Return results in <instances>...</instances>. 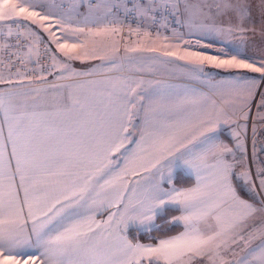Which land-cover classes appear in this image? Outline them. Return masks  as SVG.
Listing matches in <instances>:
<instances>
[{"label": "snow or ice", "instance_id": "snow-or-ice-1", "mask_svg": "<svg viewBox=\"0 0 264 264\" xmlns=\"http://www.w3.org/2000/svg\"><path fill=\"white\" fill-rule=\"evenodd\" d=\"M80 3L89 7L85 27L70 28V16L52 11L62 5L0 0V28L6 26L11 37L13 27H23L37 42L41 40L37 29L48 32L67 57H52L61 69L57 79L72 81L50 85L58 90L51 100L40 95L44 91L40 88L32 89L34 95L11 88L0 91V264H36L35 255L23 250L32 246L42 249L40 264H228L224 255L231 245L245 241L246 235L248 239L257 234L264 238V200L257 207L242 198L233 181L252 183V172L248 168L239 174L234 171V150L219 142L215 129L231 119L226 105L239 108L248 119L245 109L250 111L256 89L264 82V58L257 62L238 50L223 49L208 55L189 50V46L182 54L165 51L163 55L193 65L190 70L195 74L203 73L199 66L204 63L246 72L231 74L228 85H216L209 93L171 86L154 89L152 94L137 93L140 84L134 88L109 80L102 82L99 91L81 96L74 90L78 82L73 78L84 73L77 72L70 61L99 58L102 64L116 67L120 47L112 39L119 31L116 27H87L90 22L98 23L90 21L94 7L107 9L106 18L116 5L96 4L95 0ZM172 7L174 14L187 18L190 30L196 28L205 35L255 32L253 0H173ZM257 8L264 34V0H258ZM54 24L59 28L53 30ZM57 30L83 34L86 39L69 43L65 34L62 42ZM144 50L157 51L155 47ZM136 51L125 48L126 53ZM28 53L30 59L33 48ZM19 62L23 64L25 58ZM0 83L11 81L0 77ZM130 109L143 114L141 125H133L132 132L128 130ZM258 109V118L264 120V93ZM235 135L236 149L243 150L240 133ZM125 141L134 147H125ZM121 149L123 167L112 156ZM180 166L194 170L195 185L164 188V183H172V169ZM255 175L259 184H253V189L264 193V167ZM98 202L116 209L106 221L97 222L94 215L81 211H91ZM169 206L180 215L168 223L182 231L158 237L156 243L129 238L133 229L151 232L159 227L155 217ZM258 215L261 219L255 222ZM237 264H264V241Z\"/></svg>", "mask_w": 264, "mask_h": 264}, {"label": "crops", "instance_id": "crops-1", "mask_svg": "<svg viewBox=\"0 0 264 264\" xmlns=\"http://www.w3.org/2000/svg\"><path fill=\"white\" fill-rule=\"evenodd\" d=\"M104 2L121 6L120 0H95L96 4H102ZM257 4H258V0H253L252 15L256 21V23L254 25L255 32H249V34L246 36H241V35L235 34V33L234 34H212V35L203 36V32H198L196 30V28H192L191 30L194 32V34L196 36L195 38H197L199 40L197 50L202 51L208 55H215L221 49H223L224 51H227L229 53H232V52L238 50L243 55L250 57V58H253V59H256L257 62L259 61L260 58H264V34L261 33L260 13L258 11ZM74 5H75V8L73 9ZM62 6H63L62 7L63 10L59 9L61 12L59 14H55V15L65 16V17L70 16L71 17L70 28L85 27V24L83 22L84 16L89 13V7H88L87 3L81 4L80 0H78L76 2H71L68 4L65 3ZM70 9H71V11H70ZM106 12H107V9H105L103 7H100V8L94 7L92 10V15L90 16V21L95 20L98 23L94 24V23L90 22L87 24V27L94 28L97 26H99V27L107 26V27H116L117 29H119L120 28V19L118 16H115L112 19L111 23L109 25H106V19H105ZM77 13H79V15H77ZM109 14L110 13H108L107 15H109ZM250 27H251V25H250ZM58 28H59V25H56V26L54 25L53 30H56ZM65 34H67L69 36V40H68L69 43H72V42L80 43V42H84L86 39V37L83 34H79V33L73 34L70 30L67 33H62L61 31H58V30L56 31V36L60 37L62 42H63V37ZM46 37L48 38V40L50 41V43L53 46V49L55 52V57H58L60 60H66L67 57H65L64 54L58 50L56 43L53 42V40L49 36V33L47 34ZM77 37H79V39H77ZM175 37H177V36H175ZM170 38H173V37H170ZM97 39H100V38H97ZM112 39L119 44L118 32L112 36ZM167 39L168 38L157 40L153 44L152 47H155L157 49V44L161 41L165 42L164 40H167ZM203 45H206L207 49L203 48L202 47ZM89 47H91V45H89ZM119 47H120V44H119ZM126 48H137L138 51L126 53L125 48L120 47V53L116 57V59H117V66L116 67H112L111 65H108L106 62L102 64V61L99 58H95V59H92V58L73 59V60H71L70 63L72 64V67L77 72L84 73V75L73 78V81L78 82V87H76L74 90L77 93H79L81 96H87V95H90L94 90L99 91L100 89H102L104 87V83H102V82H106L109 80H111L113 83L127 82L128 84H130L131 87H134V88L136 87L137 84H140V87L136 88L137 93L144 92L146 94H152L154 89L164 88V86L160 83V80L164 79V77L161 78L162 76L158 77L156 75L152 76V75H154V73H161L160 71H155L153 69L152 70L150 69V71H148L150 67H143V68L139 67V69L135 70L134 67L132 69L130 65L126 64V59L132 60L134 58H137L138 56H140L141 51L147 52L148 55L151 57H159V58L164 57V55H163L164 52L161 51L160 49H157L156 52H149L146 50L144 51V49L142 50L138 46L126 47ZM80 52H81V54H83V50H80ZM120 57H124V59L121 60ZM203 65H204V67H206V64H203ZM207 66H213V65L208 64ZM191 67H194V66L191 65ZM231 70L232 71H246V70L228 69V71H231ZM60 71H61L60 67L57 64H55L54 74L51 76H48L45 79H42V80L34 82V83H28L25 86L11 87L12 85H9V84H1L0 85V91H4V90L11 88V89H14L18 92L29 93L30 95H34V93H32V89L40 88V89L44 90L40 93V95L46 97L48 100H51L54 97V95L58 94V90L52 89L50 87V85H52V84L61 85V84H67L69 82H72L69 80L57 79V76L59 75ZM88 73H92V74L89 75ZM250 74H251V76H254L257 78L261 75L260 73H250ZM182 79L183 78L178 77L177 79H174V81L175 82H182L180 85H182L183 83H187V84H190L192 86L193 85L198 86L197 84L192 83L191 81H189L187 79H183V80ZM90 82H95V83H90ZM260 86L261 85H259L258 88L256 89V94H257ZM181 89H182V87H181ZM206 89H208L211 92V90L209 89L208 86ZM59 91H62V90H59ZM120 94L122 95L123 93H120ZM132 98L138 100V97H136L135 94H132ZM151 98L152 99H159V97H157L155 95H152ZM254 98H253V100H254ZM226 108L228 109V111H231L233 113H241L239 108L233 109L229 105H226ZM130 110L133 113V115L131 116L130 120L128 121V123H129V129L128 130L130 132H132L135 130L132 127L133 125H135L136 127H139L141 125L143 114L142 113L136 114V111H137L136 109H130ZM245 111L248 113V109H245ZM2 117H3V113L0 112V119H2ZM224 123L225 122L222 121L221 126H219L215 129L216 134L218 135L219 139H222V140H224V137L226 134V132L224 131V126H225ZM4 135L5 136L7 135V128L6 127L4 128ZM125 147L132 148V147H134V145H129L127 143V141H125ZM8 150L9 151L11 150V145L8 146ZM123 152H124V149H121V152H117V153L112 154L114 160L120 161L121 167H123V157L121 156V153H123ZM179 170H181L185 174L193 177L194 183H193V185H191L189 187H192L195 185L196 175H195L194 170H191L185 166H180V167L174 168V170L172 171V177H173L172 183L171 184L164 183V185H163L164 188H166V189L171 188V187H175L177 189L189 188V187H184V188L178 187L174 183L176 174ZM129 179L135 180V179H137V177H129ZM21 195H23L22 192H21ZM242 198H244V197H242ZM244 199H246V198H244ZM246 200H248L251 203L256 204L257 207L261 206V204L258 202H254V201L249 200V199H246ZM115 210H116L115 207L107 208L106 206L100 205V203L98 202L96 205L92 206L91 211H87V210H81V211H84L85 214H88V215H94L95 220L97 222H103V221H106L108 219L109 214L111 212H114ZM177 215H180V213ZM177 215H175V216H177ZM260 219H261V216L258 215L255 218V222H258ZM250 222H251V224L254 223V221H250ZM29 224H30V222H29ZM155 225H159L158 215L155 217ZM140 231H144V230L141 229ZM34 239L35 238L33 237V240ZM262 241H264V238H262L258 234L255 235L251 239H248L247 235H246L245 241H238L237 244L231 245V251H228L224 255V259L228 262V264H237V262L242 257H244L245 255L248 254L250 249L256 248L257 245L262 243ZM133 242H137V241L133 240ZM138 242L145 243V244L151 243V242H142V241H138ZM23 250L26 252L33 253L36 257V264H40L39 252L42 251V249H39L35 246H32V247H25ZM249 259H251V257H249Z\"/></svg>", "mask_w": 264, "mask_h": 264}, {"label": "built area", "instance_id": "built-area-1", "mask_svg": "<svg viewBox=\"0 0 264 264\" xmlns=\"http://www.w3.org/2000/svg\"><path fill=\"white\" fill-rule=\"evenodd\" d=\"M120 3L121 6L116 5L105 19L106 25H109L115 16L119 17L118 40L121 48L139 46L147 40L170 37L184 30L180 14H174L173 0H120ZM148 8L151 11H146ZM40 37V42L35 36L29 38L28 30L23 27H13L9 37L7 27L0 28V77L11 81L0 85L25 86L54 74L53 46L44 34L40 33ZM29 47L33 48L30 59L27 58ZM21 57L25 58L23 64L19 62ZM261 93H264V82L251 103L247 120L242 112L229 111L231 118L245 126V151L254 178L258 168L264 167V120L258 118Z\"/></svg>", "mask_w": 264, "mask_h": 264}, {"label": "rangeland", "instance_id": "rangeland-1", "mask_svg": "<svg viewBox=\"0 0 264 264\" xmlns=\"http://www.w3.org/2000/svg\"><path fill=\"white\" fill-rule=\"evenodd\" d=\"M76 1L78 0H43V3H45L46 5H52L53 3L57 5H63L65 3L68 4V3L76 2ZM59 9L63 10L62 7H58V8H53L52 11L54 14H59L61 12ZM180 18L183 21L184 30L181 32L172 34L170 37H173V38L164 37L168 39L164 40L165 42H162V41H161L162 43L159 42L157 44V49H160L163 52L178 51L181 54L183 53L184 49L189 46H190L189 50L196 51L198 49V44H197L198 39L195 38L196 36L194 32L190 30L189 24L186 21L187 18L183 14H180ZM54 25H53V28H54ZM32 27L36 29L35 25H33ZM37 31L46 36L48 34V32H45L42 29H37ZM197 31L202 32L201 30H197ZM203 36H205V34H203ZM164 38H161V39H164ZM161 39H158V40H161ZM156 41L157 40H147L145 42H142L138 47L143 50V49L152 47ZM185 42H188V43L186 44ZM164 45H177L178 47L164 48L163 47ZM202 47L207 49L206 45H203ZM126 64L130 65L132 69L134 67L135 70L139 69V67H142V68L150 67L148 71H150V69L151 70L153 69L155 71H160L161 73H154V75L152 76L156 75L158 77L162 76L161 78L164 77V79L160 80V83L164 86V88H168L169 86H171V88H173L174 90H182L188 87H196L199 91L204 92V93L210 92L208 89H206L207 86L209 87L211 91H213L214 86L216 85H222V84L228 85L231 82L230 81L231 74L236 73V72H246V71H232V70L228 71V69L207 66L208 64L204 63L206 64V67L203 68V73L195 74L191 72L190 69L192 67L186 61L178 60L176 59V57H168V56H164L163 58L151 57L148 55L147 52H142V51L140 52V56H138L137 58H134L132 60L126 59ZM247 74L251 76L250 73H247ZM178 77L187 79L191 81L192 83L197 84L198 86H195V85L192 86L187 83H183L182 85H180L182 82L174 81V79H177ZM260 85H262V82L260 83ZM224 90L227 91V88H225ZM224 125H225L224 131L226 132V134H225L224 140L219 139V142H222L228 145L230 148H233L234 153H235L234 162L236 164L234 171L237 174H239L245 168L250 169L248 166L247 155L245 151V137H244L245 126L243 124H239L233 118H231L226 123H224ZM237 132L240 133L239 139L243 143V150L236 149L237 137L235 134ZM229 159L231 161L232 157L230 156ZM173 170L174 168L172 169V171ZM167 174H168V171L165 170V175L167 176ZM241 183L254 196V198L264 200V193L260 192V189L258 187L253 189V184L257 186L259 184V180L257 178H254L252 176V183H246L243 181H241ZM249 223L251 224L250 221Z\"/></svg>", "mask_w": 264, "mask_h": 264}, {"label": "trees", "instance_id": "trees-1", "mask_svg": "<svg viewBox=\"0 0 264 264\" xmlns=\"http://www.w3.org/2000/svg\"><path fill=\"white\" fill-rule=\"evenodd\" d=\"M233 182L242 197L260 203L261 200L254 198V196L242 185L241 180L234 179ZM174 183L176 184V186L184 188L193 185L194 179L193 177L179 170L176 174ZM177 214H179V211L169 206L167 210L158 215L159 227H154L151 232H137L135 229H133L129 232V237L134 241L156 243V238L158 237L175 235L183 229L180 226L169 224L168 221L171 219V217Z\"/></svg>", "mask_w": 264, "mask_h": 264}, {"label": "water", "instance_id": "water-1", "mask_svg": "<svg viewBox=\"0 0 264 264\" xmlns=\"http://www.w3.org/2000/svg\"><path fill=\"white\" fill-rule=\"evenodd\" d=\"M193 66V65H192ZM199 67H202V68H204V65H200Z\"/></svg>", "mask_w": 264, "mask_h": 264}]
</instances>
